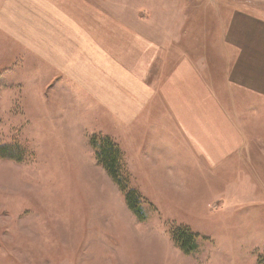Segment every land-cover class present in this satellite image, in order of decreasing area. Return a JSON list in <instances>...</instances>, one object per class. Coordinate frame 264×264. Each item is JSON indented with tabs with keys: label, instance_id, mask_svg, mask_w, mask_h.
<instances>
[{
	"label": "crops",
	"instance_id": "obj_1",
	"mask_svg": "<svg viewBox=\"0 0 264 264\" xmlns=\"http://www.w3.org/2000/svg\"><path fill=\"white\" fill-rule=\"evenodd\" d=\"M248 2L225 15L214 1L2 0L9 40L61 74L57 88L77 109L67 118L88 120L116 145L158 214L207 205L209 177L242 164L247 133L264 123V0ZM206 15L216 32H202ZM242 56L252 67L261 58L260 77H236L231 95L228 58Z\"/></svg>",
	"mask_w": 264,
	"mask_h": 264
},
{
	"label": "rangeland",
	"instance_id": "obj_2",
	"mask_svg": "<svg viewBox=\"0 0 264 264\" xmlns=\"http://www.w3.org/2000/svg\"><path fill=\"white\" fill-rule=\"evenodd\" d=\"M198 1H214L219 12L254 6L248 0ZM204 17L202 32H216L208 21L213 18ZM4 19L0 0V147L16 152L14 161L0 158V264H264L263 122L254 121L256 129L247 133L244 162L209 177L202 196L211 200L195 210L181 203L182 211L161 208L158 214L125 170L128 188L141 199L134 213L97 161L91 138L98 130L88 120L67 118L77 109L64 87L57 88L61 74L9 40L12 27ZM244 59L228 58L231 95L236 77H260L255 63L261 58H250L253 67ZM157 197L163 206L161 190ZM181 228L194 236L191 253L173 242Z\"/></svg>",
	"mask_w": 264,
	"mask_h": 264
},
{
	"label": "trees",
	"instance_id": "obj_3",
	"mask_svg": "<svg viewBox=\"0 0 264 264\" xmlns=\"http://www.w3.org/2000/svg\"><path fill=\"white\" fill-rule=\"evenodd\" d=\"M91 144L96 150V158L99 165L125 194V201L128 208L134 213H139V211H141L139 207L141 199L136 191L130 190L127 186L128 176L125 172L122 155L119 149L110 139L100 135L93 136L91 138ZM15 153V149L3 146L0 147V158L13 160L11 156H14L12 154ZM173 242L186 254L195 250L194 236L184 228L179 229L177 233L173 234Z\"/></svg>",
	"mask_w": 264,
	"mask_h": 264
}]
</instances>
